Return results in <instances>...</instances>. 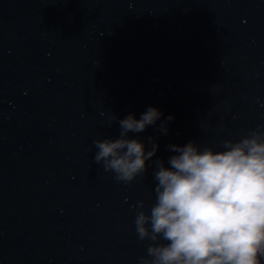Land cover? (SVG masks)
Here are the masks:
<instances>
[{"label":"water","instance_id":"1","mask_svg":"<svg viewBox=\"0 0 264 264\" xmlns=\"http://www.w3.org/2000/svg\"><path fill=\"white\" fill-rule=\"evenodd\" d=\"M149 107L160 120L129 135L156 156L118 180L93 142ZM258 127L264 0H0V264L150 261L135 219L156 202L154 161Z\"/></svg>","mask_w":264,"mask_h":264},{"label":"clouds","instance_id":"2","mask_svg":"<svg viewBox=\"0 0 264 264\" xmlns=\"http://www.w3.org/2000/svg\"><path fill=\"white\" fill-rule=\"evenodd\" d=\"M161 116L149 107L140 119L129 114L119 120V138L93 142L95 163L121 181L143 175L159 144L149 136L146 150L129 134L143 133ZM172 119L159 125L163 134ZM168 148L170 167L154 161L156 202L135 219L138 238L153 242L147 250L152 259L142 264H264V132L258 127L239 141L226 140L223 151L193 142Z\"/></svg>","mask_w":264,"mask_h":264}]
</instances>
